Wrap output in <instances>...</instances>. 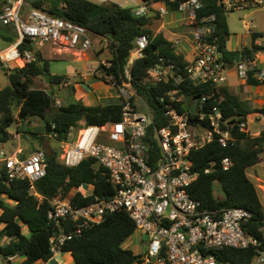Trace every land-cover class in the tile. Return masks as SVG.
Listing matches in <instances>:
<instances>
[{"label": "built area", "instance_id": "obj_1", "mask_svg": "<svg viewBox=\"0 0 264 264\" xmlns=\"http://www.w3.org/2000/svg\"><path fill=\"white\" fill-rule=\"evenodd\" d=\"M127 0L122 3L125 4ZM133 12L138 15L167 17L178 13L189 28L193 45V56L187 59L188 78L195 84H214L217 87L227 82V62L219 49L215 35V16L199 17L202 0H183L172 12L167 0H131ZM225 11H249L264 9V0H220ZM122 6H127L123 5ZM26 0H5L0 12V23L13 26L16 40L0 50L3 62L13 67H23L35 61L30 48L22 51V43L33 48L52 46L87 53L93 48L92 34L79 23L48 13L39 8L25 6ZM244 27L254 31L251 21L243 20ZM27 40V42H25ZM255 43L264 47V33ZM149 44L148 36H141L135 42L128 65L124 69L125 80L106 74L104 66L110 61L102 60L96 67H88L101 79L116 89L121 98V119L104 125H86L74 128L69 139L61 141L60 161L75 167L83 160L93 157L96 164L104 169L108 181L114 187V194L96 199L83 206L73 205L71 197L77 191L84 195L81 185L69 195L61 193L51 199L48 219L52 224L50 236L51 251L54 256L61 253L62 245L87 229L100 224L106 216L115 212H126L136 225V231L145 235L144 260L153 264H218L214 251L226 247L252 248L254 256L248 264H264V221L257 233L249 230L253 212L244 207L204 208L199 200L189 193V187L197 179L198 173L192 167L191 154L207 144L218 141L223 147L236 138L226 118L218 107L203 108L206 96L192 99L197 105L198 118L192 119L188 112L178 107L180 97L177 90H166L160 96L163 114L155 124V116L144 98L137 95L132 84L131 69L134 62L144 56ZM238 75L247 80L249 72L264 86V65L257 60L241 59L237 64ZM183 77L175 73L174 64H166L163 59L148 70L147 80L153 83H180ZM70 81L63 79L57 88L68 87ZM136 97L135 100H132ZM55 99L56 106L62 102ZM140 99L146 112L140 110ZM28 118L26 120H29ZM241 131H248L247 121L233 123ZM232 124V125H233ZM231 125V126H232ZM0 163L5 167L7 182L26 180L30 192L42 200L36 190V182L47 173L48 155L45 149L37 148L26 157L19 152L4 148L0 141ZM215 164L210 162L211 167ZM224 169L233 162L229 157L221 161ZM1 228V227H0Z\"/></svg>", "mask_w": 264, "mask_h": 264}, {"label": "trees", "instance_id": "obj_2", "mask_svg": "<svg viewBox=\"0 0 264 264\" xmlns=\"http://www.w3.org/2000/svg\"><path fill=\"white\" fill-rule=\"evenodd\" d=\"M172 12L177 10L183 0H167ZM203 7L199 17L215 16V35L218 37L219 49L223 53L227 65L234 64L236 54L240 53L244 60H255L257 53L264 47L255 43L260 32L251 34L252 42L240 51L229 50L226 46L229 37L227 11L220 0H202ZM30 6L47 11L55 16L79 23L91 34L107 38L111 49V65L104 66L106 74L113 75L119 83L125 80L124 69L128 65L131 51L136 40L148 36L149 44L144 56L132 65V88L137 95L146 100L155 116V124L161 125L164 119L157 120L163 114L160 96L166 90H177L180 97L178 107L189 113L192 119L198 115L189 112L186 97L198 99L206 96L203 108L209 110L218 107L229 121L236 140L223 147L213 141L191 154L192 167L198 173L197 179L189 187V193L199 200L204 208L213 210L222 207H244L253 212L249 230L257 233V228L264 221V206L254 182L247 170L263 160L264 129L259 135L252 136L249 131H241L239 121H247L252 113L264 116V107L250 108L248 103L238 95L231 93L225 86L214 84H195L188 78L186 56L179 52L174 42L168 40L163 33L155 32L151 25L158 16L141 15L133 12V8L122 6L116 2L97 3L92 0H26ZM16 35L13 26L2 25L0 36L7 41ZM30 48L36 56L35 61L23 67L8 68L7 83L0 88V141L9 137V128L16 122L28 118L41 119L44 124L42 135L27 131L42 143L46 135L58 141L70 138L71 132L80 123L87 125H104L121 119V98L118 101L103 104H85L82 99H72L61 106H56L54 94L57 85L66 77L51 74V82L46 87H35L36 78L50 72V60L44 59L41 52L31 44L22 43L20 49ZM160 59L166 64H174L175 73L181 74L180 83H153L147 80L148 70L156 66ZM105 80L104 78H102ZM247 84L261 85L260 81L249 72ZM74 89V87H73ZM133 97L132 100H135ZM47 124H50L47 132ZM233 124V125H232ZM232 125V126H231ZM48 166L44 177L36 182V190L43 197L40 200L30 192V184L26 180L16 179L7 182L5 167L0 166V255L7 264H14L12 258L24 257L20 264H34L38 261H49L54 257L51 251L50 236L52 224L48 219L50 200L60 193L65 197L81 185L91 186L93 191L84 195L77 191L72 195L73 205L83 206L93 202L96 197L107 198L115 190L108 181L104 169L96 164L93 157L83 160L75 167H68L60 161V152L47 153ZM21 153V157H25ZM229 157L233 165L229 169L222 167L223 158ZM215 164L211 167L210 162ZM219 183L224 197L219 196L215 184ZM26 228L27 232L24 231ZM136 232V225L126 212L108 214L103 222L97 224L81 235L67 240L61 252L71 253L73 264H141L145 260L142 254L124 247V243ZM218 264H248L254 249L226 247L214 251ZM153 264V263H147Z\"/></svg>", "mask_w": 264, "mask_h": 264}, {"label": "rangeland", "instance_id": "obj_3", "mask_svg": "<svg viewBox=\"0 0 264 264\" xmlns=\"http://www.w3.org/2000/svg\"><path fill=\"white\" fill-rule=\"evenodd\" d=\"M97 3H106V2H116L122 3L124 0H92ZM5 0H0V12L3 9ZM27 4V3H26ZM123 4V3H122ZM121 5V4H120ZM127 6H134L131 0H127L125 4ZM27 8L29 4L25 5ZM228 19V30L229 37L227 39L226 45L230 48H234L237 40L240 39V36H245L248 34V30L243 25V20L251 21L252 27L255 30H259L264 33V9L256 8L249 11H233L227 12ZM159 21L157 18L153 20L151 25L152 29L157 32L159 26ZM0 25V33H1ZM177 32H188L187 29L177 27L175 29ZM187 30V31H186ZM186 34V33H185ZM189 34V33H187ZM12 40L4 42L0 39V50L11 45L16 40V35L12 36ZM94 41L93 48L87 53H80L78 51H73L65 47L56 48L52 46H44L42 48H37L41 52V55L44 59L50 60V73L64 75L70 81L68 87L56 88L54 98L61 100L62 104L76 98L82 99L85 104H105L110 102H116L117 91L115 88L106 83L101 79L100 75L97 73H91L87 69L88 67H96L102 60L109 61L112 58L111 49L109 47V40L107 38L98 37L95 34H92ZM259 65H264V50L257 53L256 55ZM7 68H12L13 64L4 62ZM7 76L0 69V88L7 83ZM97 82H99L97 84ZM35 87H46L49 83L46 82L43 76L36 78L33 84ZM261 86V87H260ZM259 86V108L264 107V86ZM74 87V89H73ZM140 104V110L146 112L143 105L141 104L140 99H138ZM44 122L41 119L31 118L29 120H23L16 122L9 128V137L4 142H13L3 144L4 148L10 151H15L18 148L24 149L29 153L33 152L37 148H43L47 153H52L54 151H59L61 153V142L55 139L53 136L46 135L42 143L38 139L34 138L33 135L29 134L27 131L37 132L38 136L42 135V126ZM87 124L80 123L79 126L84 127ZM264 129V116L260 113H252L250 115V120L248 124V131L252 136L259 135L261 130ZM72 130V134L74 133ZM248 176L256 185L258 192L260 194L261 201L264 206V153L263 160L250 167L247 170ZM92 190V187L85 188V193H89ZM216 193L224 197V192L221 189L219 183L215 184ZM1 213V210H0ZM1 226V224H0ZM24 231L27 232L26 228ZM145 235L142 231H136L127 241V245L131 246L136 252L145 254L146 246L143 243ZM136 241V242H135ZM71 255L67 252H64L61 255L60 262L57 264H73L71 260ZM23 257L15 259V264H20ZM34 264H49V262L38 261ZM50 264H54L53 261ZM141 264H147L145 261Z\"/></svg>", "mask_w": 264, "mask_h": 264}, {"label": "crops", "instance_id": "obj_4", "mask_svg": "<svg viewBox=\"0 0 264 264\" xmlns=\"http://www.w3.org/2000/svg\"><path fill=\"white\" fill-rule=\"evenodd\" d=\"M153 17H155V16H153ZM157 21H159V23H160L158 28H157V32L163 33V35L168 40L174 42V45L176 46V48L179 52L183 53L187 59H191V57L193 56L194 50H193V45H192L191 38H190L189 28L182 21L180 14L173 13L167 17H159L158 16ZM0 25L2 27L1 23H0ZM181 25L183 28L187 29L188 32H177L175 30L178 26L181 27ZM254 31L260 32L259 30H255V29H254ZM247 32H248V34H246L245 36H240V39L237 40V43L235 44L234 48H230L226 45L227 48L229 50H232V51H240L244 46L250 45L252 42V37H251L252 32L251 31H247ZM187 33H189V34H187ZM260 33H262V32H260ZM98 37H100V36H98ZM0 39H1V41L7 42V40H4L1 36H0ZM241 59H242V57H241L240 53H238L235 56L234 64L227 65V77H228V79H227V82L223 86L228 88V90L231 93L238 95L242 100L246 101L250 108H259V86L260 85L247 84L246 80L241 79L239 77L237 64ZM256 60L258 62L257 57H256ZM98 83L99 82H97V84ZM117 98H118V94H117ZM249 120H250V115L247 119V124H249ZM7 143L13 144V142L1 141L2 145L7 144ZM16 151L19 152L20 156H21V153H25L26 156L30 154L29 152L24 151V149H22V148H18L15 150V152ZM12 152H14V151H12ZM1 165L2 164L0 163V166ZM124 247L133 249L131 246H128L126 242L124 243ZM67 253H69V252H67ZM136 253H139V252H136ZM62 254H63V252L59 253L58 255H55L53 258H51L49 261H47V263L49 262V264H50V262L53 261L54 264H57L58 262H60V260H62L61 259ZM69 254L71 255V253H69ZM139 254H141V253H139ZM142 257H144L143 254H142ZM18 258H21V257H14V258H12V261L14 262V260L18 259ZM23 259H24V257L22 258L21 261H23ZM72 260L74 262L73 257H71V260H69L68 262H70ZM43 262H45V261H43ZM0 264H7V260L4 259L1 255H0Z\"/></svg>", "mask_w": 264, "mask_h": 264}, {"label": "water", "instance_id": "obj_5", "mask_svg": "<svg viewBox=\"0 0 264 264\" xmlns=\"http://www.w3.org/2000/svg\"><path fill=\"white\" fill-rule=\"evenodd\" d=\"M25 42H27V40ZM0 69H1V71L4 72V74L6 76L8 75V70H7L8 68L6 67V65L4 64V62L2 61L1 58H0ZM44 78H45L46 82L50 84V82H51V73L50 72H46L44 74ZM52 87H53V85L50 84V88H52ZM186 104L189 106V111L191 113L196 114L198 112L197 105L195 103H192V99H191L190 96L186 97ZM49 127H50V124H47V132H50ZM143 258L144 257H142V259Z\"/></svg>", "mask_w": 264, "mask_h": 264}]
</instances>
